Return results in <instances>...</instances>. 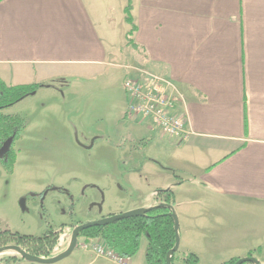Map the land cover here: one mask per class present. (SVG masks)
I'll return each mask as SVG.
<instances>
[{
    "label": "crops",
    "instance_id": "crops-1",
    "mask_svg": "<svg viewBox=\"0 0 264 264\" xmlns=\"http://www.w3.org/2000/svg\"><path fill=\"white\" fill-rule=\"evenodd\" d=\"M126 3L0 0V77L10 85H43L23 101L38 103L27 114L29 128L32 115H62L63 106L73 114L75 100L79 108L82 99H72L69 105L66 95L81 82L63 79L102 80L95 85L102 94L88 104L87 116L80 117L84 129L90 117L111 123L109 132L106 127L96 139L107 148L96 174L77 178L95 207L85 218L61 227L62 247L63 241L70 244L78 225L107 217L100 208L105 185L116 179L109 166L110 159L113 166L116 161L110 155L120 150L131 164L129 183L135 177L142 180V187L131 192L121 185L120 199H129L125 212L153 207L159 203V189H172L180 252L196 253L200 264H222L259 249L255 257L264 264V0H133L137 48L127 43L131 26ZM130 68L161 77L170 94L184 97V141L127 119L123 83ZM29 128L16 143L11 176L28 143L35 153L66 152L73 137L58 128L56 136L41 131L30 136ZM133 139L149 140L145 149H152L155 157L146 159L139 154L143 150L134 155ZM78 147L88 150L80 141ZM161 153L168 162L159 161ZM3 221L0 229L12 228L2 226ZM98 241L81 243V249L95 257L89 264L100 258L117 264L96 253L93 245ZM138 256L127 264H147L146 257ZM175 264H183L182 259Z\"/></svg>",
    "mask_w": 264,
    "mask_h": 264
},
{
    "label": "rangeland",
    "instance_id": "rangeland-1",
    "mask_svg": "<svg viewBox=\"0 0 264 264\" xmlns=\"http://www.w3.org/2000/svg\"><path fill=\"white\" fill-rule=\"evenodd\" d=\"M78 78L79 77H73L62 80L66 83L79 80L82 84L74 85L67 91L66 100L69 102V105H71L72 99H82L79 108L78 106L75 108L76 100L73 102V114L66 111L68 108L67 106H63L62 109L64 113L62 115L56 116L51 114L45 119L36 118L32 115L30 117L31 125L29 128L27 114L29 115V112H31L32 108L38 106V103H23L24 99L21 101L23 104L19 102L4 110L5 114H18L27 120V127L29 128L28 135H30L31 132L41 131L48 134L53 133L52 136H56L55 133L59 129L63 135L67 132V134L73 136L70 139L71 143L68 145L69 149L66 152L54 149L52 152L40 150L35 153L33 146L29 148L30 144L28 143V149L26 148L20 155L19 166L14 176H11L12 173L6 170L0 158V220H4L1 225L6 227V224H9L12 228L8 227V229L13 232L32 236H42L50 229L60 231L61 241L57 248L58 253L61 252V248L69 246L68 242L63 241L62 247L63 229H61V227L85 218L84 216L89 210L95 207L94 203H91L87 196L84 195L85 186L82 180L77 178L80 177L79 174L82 176L96 174L97 169L100 167V160L107 151L105 143L102 144L98 142L99 138H101L98 137V135H100L102 130L106 127L108 132L111 129V123L109 121L106 120L102 123L101 121L95 122L92 117L87 119L85 129L80 127V117H86L88 109H90L88 104L96 100L97 97L102 94L101 90L98 88L95 89V85L101 84L102 80L93 81L91 78L87 77ZM58 82H61L60 79H58ZM61 86L65 88L64 85ZM156 132L158 134L157 130ZM107 137L108 136H106V138ZM97 138L98 140H96ZM54 140L55 137L52 141ZM127 140L126 138L123 141L126 142ZM79 141L82 142L88 150L80 149L78 147ZM131 141L133 143L134 155H136L137 151L143 150L139 152V154L142 153V156L146 159L155 157V153H153L152 149H145L149 140L147 145L142 147L140 146L141 144L139 147L137 143L140 140L133 139ZM126 144L127 143L123 145L125 146ZM136 145L138 148H136ZM119 151L116 152V156L110 155L111 158L115 157L114 162L116 161V164L113 166V162L110 159L109 166L112 174H115L114 177L116 179H112L113 181L109 183L110 185H105L108 189L104 194V203L101 202L102 208H100L104 216L118 215L125 212L126 207L124 206L129 202V199H125L126 201L124 200L125 203H123L124 201L120 199L123 194L120 193V191L123 192L125 188L131 192L135 188L142 187V180H136L135 176V179L131 181L134 185L133 183H129L130 181L128 179H130V177L127 174L128 169L131 168V164L130 162H126L127 155ZM158 159L162 164L169 160L165 153H161ZM92 168L96 169L92 170ZM121 172L122 175H120ZM53 183L57 188H55ZM121 185H123L124 188H122ZM42 193H44L43 196ZM94 214H96L95 211ZM83 240L84 239L79 240L78 246L71 255L52 264H89L95 257L93 256V258H91L88 253L81 249ZM97 240H99L97 242L98 244H104L103 240ZM146 245V242L142 244V248L137 254L139 255L138 257H146ZM56 254V251L52 253L53 256ZM14 256L21 257L13 251L1 253L0 264H47L31 262L23 258L15 260L13 258ZM177 257L178 260L182 259V252H180ZM109 262L106 259L100 258V260H96L93 264H109ZM183 264L185 263L183 262Z\"/></svg>",
    "mask_w": 264,
    "mask_h": 264
},
{
    "label": "trees",
    "instance_id": "trees-1",
    "mask_svg": "<svg viewBox=\"0 0 264 264\" xmlns=\"http://www.w3.org/2000/svg\"><path fill=\"white\" fill-rule=\"evenodd\" d=\"M125 14L126 21L131 26L127 33V43L134 48L137 44L134 35L137 31L135 17L133 15V0H126ZM42 84H20L10 85L0 77V150L5 143L12 139L9 150L1 161L9 173L14 172L17 149L16 143L21 138L27 127V120L21 115L5 114L4 110L16 105L29 96L35 95L42 87ZM138 146H146L147 139L137 142ZM136 145V148H138ZM139 146V147H140ZM44 193H42V196ZM159 203L147 208L142 216H133L121 219L117 222L93 226L81 231L79 240L89 243L95 239L103 240L108 249L125 258H132L140 251L142 241L147 240L146 263L147 264H168L167 255L176 245L175 219L172 212L175 211L176 200L172 189H159L157 192ZM60 231L50 229L42 236L23 235L13 232L10 229L0 230V248L8 245H19L27 248L30 253L50 257L60 245ZM259 251V249L257 250ZM250 251L247 256H255V252ZM180 250L172 258L175 264ZM182 261L185 264H200L199 256L194 252L182 253ZM19 260L22 257H13ZM240 257L232 258L222 264H235ZM244 264H255L245 262Z\"/></svg>",
    "mask_w": 264,
    "mask_h": 264
},
{
    "label": "built area",
    "instance_id": "built-area-1",
    "mask_svg": "<svg viewBox=\"0 0 264 264\" xmlns=\"http://www.w3.org/2000/svg\"><path fill=\"white\" fill-rule=\"evenodd\" d=\"M123 86L128 120L157 130L163 137L184 141L188 123V113L181 109L184 97L170 94L161 77L144 69L130 68ZM93 249L119 264H127L130 259L118 255L103 243H95Z\"/></svg>",
    "mask_w": 264,
    "mask_h": 264
},
{
    "label": "water",
    "instance_id": "water-1",
    "mask_svg": "<svg viewBox=\"0 0 264 264\" xmlns=\"http://www.w3.org/2000/svg\"><path fill=\"white\" fill-rule=\"evenodd\" d=\"M11 142H12V139L8 140L5 143L4 147L0 150V156H3L4 154L7 153V151L10 148ZM146 210H147V208H138V209L127 211V212H124V213H121L118 215H110V216L103 217V218L95 220V221L82 223L74 229L68 248L66 250L54 255V256H50V257L38 256V255H35V254L28 252L27 250H25L24 248H22L19 245H14V244L0 248V254L4 253V252H8V251H13V252L17 253L18 255H20L23 259L31 261V262H40V263H47V264L56 263L58 261H61L64 258L68 257L69 255H71L73 253V251L78 246L79 236H80L81 231H83L87 228L93 227V226L110 224V223L117 222L121 219L129 218V217H133V216H142L146 213ZM172 216L175 219L176 245L173 249H171L169 251V253L167 255V263L168 264H172V258L176 254V252L179 251L180 244H181L180 222H179V217H178L176 210L174 212H172ZM245 262H252L255 264H263L255 256L241 257L235 264H244Z\"/></svg>",
    "mask_w": 264,
    "mask_h": 264
}]
</instances>
